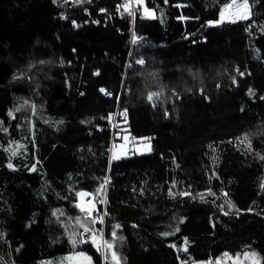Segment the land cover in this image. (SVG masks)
<instances>
[{
    "label": "trees",
    "instance_id": "trees-1",
    "mask_svg": "<svg viewBox=\"0 0 264 264\" xmlns=\"http://www.w3.org/2000/svg\"><path fill=\"white\" fill-rule=\"evenodd\" d=\"M126 2L0 0V264L55 263L77 251L104 264L90 242L74 247L68 239L83 233L76 217L87 223L76 193L95 195L104 177L106 203L97 209L109 213L105 239L121 225V264L252 250L264 258V161L256 156L264 155V135L251 137L253 153L237 140L264 132V0H249L255 24L212 26L231 0H145L157 18L141 19L133 3L134 22L115 10ZM133 33L142 39L133 43ZM152 92L161 95L148 101ZM125 134L150 138L152 152L114 160L112 146ZM32 164L36 171L25 167Z\"/></svg>",
    "mask_w": 264,
    "mask_h": 264
},
{
    "label": "snow or ice",
    "instance_id": "snow-or-ice-1",
    "mask_svg": "<svg viewBox=\"0 0 264 264\" xmlns=\"http://www.w3.org/2000/svg\"><path fill=\"white\" fill-rule=\"evenodd\" d=\"M67 2V0H66ZM76 2L79 3H83L84 0H76ZM88 3H91V0H87ZM254 2H256V0H254ZM53 3H56V0H53ZM136 5L137 10H139L141 7L143 9V14L140 17L141 19L144 18H149V19H156L157 15H156V11L154 9H150L147 4L145 3V0H127L126 3L122 4V5H118L116 7V11L120 12L121 8H124L127 12L128 15L130 17H132V20L134 22L135 18H136V14L134 11H132V4ZM163 4L167 5L168 4V0H163ZM174 7L177 8H183L186 7V5H182V4H175L173 5ZM158 7V6H157ZM101 12H106L107 10L104 8L100 9ZM165 13L164 10L161 8L159 10V16H160V22L163 23V17H164ZM252 10H251V5L249 4V0H242V2H238V0H231V3H225L223 5V8L219 11V19H215V20H208L207 24L212 26V25H220L223 22H225L226 20L228 22L231 23H235L237 20H252V23L255 24L256 21L252 19ZM64 19H67V17H62ZM178 20H188L190 19V17H186L184 15H180L177 17ZM196 19H199V17H196ZM71 23L74 26H78L76 25V21L72 20ZM93 23H99V21H93ZM260 28L261 33H264V24H259L257 25ZM252 26L249 25V27L246 29V31H249V33L251 34L252 32ZM142 37L136 36L135 33H133V43L138 42L139 40H141ZM73 51H75V49H73ZM62 62V61H61ZM41 63H44L43 61H41ZM135 63L143 65L145 63V61L143 59H139L136 60ZM237 71H239V69L237 68ZM94 75L99 76L100 73L99 71H96L95 73H93ZM240 76H244L245 73L244 72H239ZM20 77H14V79H19ZM232 83H236L235 78H232ZM100 92L104 93L105 95H111V93L107 92L104 88L99 89ZM203 91V90H201ZM248 94L249 95H253V90L251 88H249L248 90ZM81 95H83V93H81ZM161 95V93L158 92H152L149 93L147 96L148 101H153L154 97H159ZM118 99V98H117ZM261 100H264V96H260ZM153 106L155 107V104L153 103ZM244 109L241 108V111H243ZM17 111H19V109H17ZM9 116H12V112L9 111L8 113ZM122 115L127 116V109H124V112L122 113ZM168 113L165 112V116H167ZM111 117H109L110 119ZM60 123H63L62 121ZM6 131V129H5ZM258 135H264V132H260L259 130L256 133H245L243 135V137H237V140L240 141V143H244L246 144L247 150L249 153H253L255 150L252 146V136H258ZM145 140H150V138H143ZM229 143H231V141H229ZM147 152H151L152 148H151V144L149 143L146 146L145 149ZM13 156L16 155L15 152L12 153ZM256 156L261 160L264 161V155H261L259 153H256ZM113 159L119 160L120 156L119 155H114ZM37 163H39L37 161ZM7 167L9 169H13L14 165L9 162ZM28 167L29 171H36V164H32L31 166H25ZM219 177L217 176V179ZM211 179V177L209 178ZM110 183V178L109 177H104L102 183L100 184V186L97 188L96 190V194H92V193H88L85 191H80L76 193V196L79 197V202L76 204V207H78L80 209V211L82 213L85 214V216L87 217V223H85L84 221L81 220L80 217H76L77 223L79 224L80 228H83V233H80L76 230H73L70 232L69 234V241L70 243L75 247L79 244H85V243H89L91 244V246H93L96 250V252H99L101 254V257L103 258L104 264H108L109 261H111V264H121V257L117 254V251L115 250V242L117 239L119 240H123V237H118L117 236V232L115 231V229H119L121 228L120 224H115L113 225V231H111V239H105L104 237V231L103 229H98V228H94L92 227V225H96V224H100L103 225L105 224V217L109 215V213L107 211H104L102 214L100 213V211L97 209V203L100 204H104L106 203V199L103 198V193H105L106 191V185ZM175 186V185H173ZM262 188H264V184L261 185ZM135 191V189H134ZM209 192L210 195H215L214 192H212V190L209 188L207 190ZM141 194H143V189H141ZM169 195L170 196H174L173 192L171 189H169ZM179 195L182 196H190L191 193L190 192H180ZM225 197H227V193L223 194ZM93 197L91 200L86 201L85 197ZM201 199L203 200V194H200ZM65 199H67V197H65ZM225 203L228 205L229 208H234L235 205L232 204V202L230 200H225ZM218 208L220 211L224 212V215L227 216L229 215V213L227 211H224V205H218ZM252 209H248V211H251ZM56 212H60L59 209L56 210ZM56 212L53 213V215H56ZM95 213V215H94ZM63 214V213H61ZM30 226V225H29ZM133 227H137V225H133ZM213 227H215V225L213 224ZM176 231H179V228H176ZM87 233L88 234V238L85 239L84 238V234ZM172 232H162L161 235L163 236H169L172 235ZM0 239H5L6 241V233H0ZM187 238H185V244H187ZM171 247L175 248L176 245H170ZM20 247H23L22 245ZM249 248H251V246H248ZM20 249L17 248L16 251L18 252ZM184 252H187L188 249L187 247H184L183 249ZM223 257L229 258L233 261V264H262V261H264V258H262L260 256V254L258 252H256L255 250L252 251H245L243 253V259H241V257L239 255L232 257L229 253L225 252L223 253ZM179 259V257H177ZM68 260L72 261L73 264H93V258L92 256L88 255L86 252L84 251H77L74 252L71 256L67 257ZM13 264H15V262L13 261ZM42 264H52L51 261H45L42 262ZM62 264V262H61ZM180 264H223L222 259H216L215 261L213 260H204V261H186L181 259L180 260Z\"/></svg>",
    "mask_w": 264,
    "mask_h": 264
},
{
    "label": "rangeland",
    "instance_id": "rangeland-1",
    "mask_svg": "<svg viewBox=\"0 0 264 264\" xmlns=\"http://www.w3.org/2000/svg\"><path fill=\"white\" fill-rule=\"evenodd\" d=\"M240 2H242V1H240ZM149 143L151 144V148H152L151 139L150 140L142 139V140H138V141L133 140L132 142H130L129 135L125 134L120 140H117L113 144L112 151H111V157L113 158L114 155H119L120 159H122V158L128 157L129 154H131V155H143V154L150 153V152H147L145 150L146 146ZM114 160H116V159H114ZM92 198L93 197H91V196L85 197V200L88 201V200H91ZM97 204H100V203H97ZM104 205H105V203L103 204V208H104ZM94 215H95V213H94ZM94 227H97L98 229H100L97 225H95ZM101 229H103V228H101ZM104 235H105V233H104ZM184 247H185V245H183L182 249H184ZM72 254L73 253H69V254L60 256V257H58L56 262L52 263V264H61V262H62V264H73L72 261L67 259V257L71 256ZM237 255H239L241 257V259H243V254H237ZM237 255H231V256L235 257ZM218 259H222L223 264H233V261L231 259L223 257V255Z\"/></svg>",
    "mask_w": 264,
    "mask_h": 264
},
{
    "label": "built area",
    "instance_id": "built-area-1",
    "mask_svg": "<svg viewBox=\"0 0 264 264\" xmlns=\"http://www.w3.org/2000/svg\"><path fill=\"white\" fill-rule=\"evenodd\" d=\"M132 11H133V9H132ZM133 140H134V139H130V142H132ZM102 228H103V231H104V224H103V227H102ZM84 238H85V239L88 238V234H87V233L84 234ZM85 244H87V243H85Z\"/></svg>",
    "mask_w": 264,
    "mask_h": 264
},
{
    "label": "water",
    "instance_id": "water-1",
    "mask_svg": "<svg viewBox=\"0 0 264 264\" xmlns=\"http://www.w3.org/2000/svg\"><path fill=\"white\" fill-rule=\"evenodd\" d=\"M227 21V20H226Z\"/></svg>",
    "mask_w": 264,
    "mask_h": 264
}]
</instances>
